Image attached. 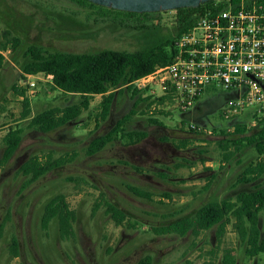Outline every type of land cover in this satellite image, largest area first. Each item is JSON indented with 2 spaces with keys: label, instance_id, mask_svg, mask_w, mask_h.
<instances>
[{
  "label": "rangeland",
  "instance_id": "374dc122",
  "mask_svg": "<svg viewBox=\"0 0 264 264\" xmlns=\"http://www.w3.org/2000/svg\"><path fill=\"white\" fill-rule=\"evenodd\" d=\"M89 13L71 0H0V42L5 29L21 40L16 52L4 54V66L0 68V158L8 130L16 126L25 130L16 156L8 165L0 164V224L6 223L0 239V264H91V255L96 256L98 264H140L148 256L152 258L151 264H222L227 248L232 250L237 264H264V254L256 259L246 256L233 225L234 218L221 239L216 227L199 236L191 232L185 236H159L152 230L193 216L210 201L235 197L241 189L254 188V183L237 185L245 167L259 159L254 147L243 148L225 162L217 143L220 136L214 135V131L205 135L189 130L192 124L207 130H227L233 126V121L222 116L224 104L209 110L199 120L192 116L186 119L178 108L159 104L152 95L153 100L140 103L128 127L156 133L134 144L127 139L118 140L95 155L87 153L91 139L106 133L129 112L133 103L130 92L124 91L113 107L112 115L118 118L113 123L102 122L99 127L96 118L101 95L92 98L89 110L78 119L51 133L29 128V119L20 120L23 97L13 87L27 90L23 66L28 60L25 53L29 46L79 53L108 48L135 51L169 37L176 24L175 10L162 11L145 31L121 28L111 21L98 24ZM225 93L212 87L200 102L215 100ZM28 97L33 115L81 101L80 95L64 94L45 81L38 82L36 94ZM150 116L163 125L149 123ZM239 120L251 123L250 112ZM183 140L190 142L187 147H181ZM49 152H53L54 158L77 155L74 161L31 184H27L28 177L17 174L21 166L11 175L1 177L13 168L16 159L25 163L33 155L45 156ZM129 186L143 189L151 197H139ZM58 194H64L77 213L74 239L61 238L57 220L47 233L41 229L45 205ZM109 202L126 212L122 225H116L106 212ZM124 233L127 245L117 251ZM14 237L19 242L21 258L11 252ZM128 249L141 252L125 259L130 254Z\"/></svg>",
  "mask_w": 264,
  "mask_h": 264
},
{
  "label": "trees",
  "instance_id": "16d2710c",
  "mask_svg": "<svg viewBox=\"0 0 264 264\" xmlns=\"http://www.w3.org/2000/svg\"><path fill=\"white\" fill-rule=\"evenodd\" d=\"M71 1L85 10L91 11L93 21L98 24L111 21L121 28L136 29L137 31L150 29L154 17L161 13L128 12L107 8L89 0ZM224 7V0H210L201 3L196 8H179L175 10L174 33L170 34L169 37L160 39L158 43L150 47L135 51L108 48L95 52L79 53L59 50L47 51L37 45L29 46L25 53V58L28 60L23 66L24 73L51 74L53 75L52 88L54 90H59L64 94L80 95L81 101L66 107H53L33 115L31 99L26 95L27 90L14 86V91L23 97V111L20 120L29 119V128L43 133H51L78 119L83 112L89 110L92 98L95 95H101L102 100L98 106L99 111L96 118V126L99 127L102 122L113 123L111 118L113 107L119 96L124 91H128L133 102L131 109L106 133L95 135L87 147V153L88 155H95L109 144L121 139H127L129 144L141 142L148 137V133L129 130L128 126L137 114L140 103L153 99L151 96L144 98L145 91L125 85L151 73L156 66L171 62L174 58V44L177 38L191 29L206 11L218 12ZM2 33L3 40L0 42V51L4 52L11 49L12 52H16L21 46L20 38L14 36L9 29L3 30ZM4 61L5 56L0 53V68L4 66ZM155 101L163 104L165 97L156 98ZM150 105L148 106L150 107ZM160 113L163 114L164 112L160 111ZM185 115L186 113H183V116ZM148 121L151 124L163 125L158 118L153 116H150ZM246 123L237 119L233 121V131L222 128H213V131L214 135L220 136L217 143L223 151L225 162L230 161L245 147L252 146L255 148L259 159L256 162H250L237 179V185L254 183V188L241 189L235 197L221 201H210L200 207L193 216L153 228L155 234L177 233L183 236L191 232L195 236H199L202 231L216 227L217 237L221 239L227 232L228 224L234 218L233 225L240 242L245 246L246 256L249 259H256L264 254V122L256 127H249L250 123L249 126ZM190 130L201 134L193 128ZM24 131L21 126L11 127L8 130L3 138L5 150L0 158L1 165H8L16 156L23 141ZM189 143L188 140H183L181 147H187ZM76 155L74 153L67 158H54L53 152H49L45 156L33 155L23 163L17 174L28 177L27 184H31L53 169L74 161ZM160 174L164 178L168 177L166 173ZM129 188L139 197H151V194L143 189L134 186H129ZM106 212L111 215L116 225H121L127 216L125 211L110 202L106 204ZM54 220L58 221L62 239L70 240L76 237L74 223L77 220V213L70 207L64 194H58L46 203L41 219L42 230L47 233ZM5 226L6 223L0 225V239L4 234ZM11 252L14 256L20 254L16 237L13 238ZM141 264H151L150 258L142 261ZM222 264H237L231 249H225Z\"/></svg>",
  "mask_w": 264,
  "mask_h": 264
},
{
  "label": "built area",
  "instance_id": "2783aa9c",
  "mask_svg": "<svg viewBox=\"0 0 264 264\" xmlns=\"http://www.w3.org/2000/svg\"><path fill=\"white\" fill-rule=\"evenodd\" d=\"M224 5L221 11H206L177 38L171 62L125 86L143 90L146 96L165 97L164 104L182 113L190 112L208 89L221 88L229 96L222 109L224 119L235 121L250 112L249 127L263 123L264 0H224ZM6 52L11 49L1 53ZM25 77L30 97L36 94L38 82L53 83L51 74ZM192 128L213 134L194 124ZM233 130L234 126L227 128Z\"/></svg>",
  "mask_w": 264,
  "mask_h": 264
},
{
  "label": "water",
  "instance_id": "95a60500",
  "mask_svg": "<svg viewBox=\"0 0 264 264\" xmlns=\"http://www.w3.org/2000/svg\"><path fill=\"white\" fill-rule=\"evenodd\" d=\"M93 3L105 6L107 8H113L116 10L128 11V12H162L172 11L179 8H196L201 3H205L210 0H89ZM233 125V124H232ZM23 161L16 166L13 170H9L1 177L9 176L12 171H16L18 167L22 166Z\"/></svg>",
  "mask_w": 264,
  "mask_h": 264
},
{
  "label": "flooded vegetation",
  "instance_id": "af4514ba",
  "mask_svg": "<svg viewBox=\"0 0 264 264\" xmlns=\"http://www.w3.org/2000/svg\"><path fill=\"white\" fill-rule=\"evenodd\" d=\"M228 100V95L225 93V94H222L219 98H217V99H215V100H211V101H209V102H205L204 104H199L198 102H197V104L194 106V108L192 109V111H191V113H190V115H189V118L192 116V118H194V119H197V120H199V119H201L203 116H205L206 114H207V112L209 111V110H213V109H215V108H217V107H219L220 105H222V104H224L226 101ZM118 118V116H114V115H112V121H115L116 119ZM147 133H148V136H150V135H152V134H155L156 132H148L147 131ZM21 163V158H18V159H16L15 160V163H14V166H13V168H11L10 170H13L16 166H18L19 164ZM113 204V203H112ZM114 205H116V204H114ZM116 206H118V205H116ZM119 207V206H118ZM120 208V207H119ZM123 210V209H122ZM124 211V210H123ZM186 217H189V216H186ZM186 217H183V218H186ZM126 218H127V216H126ZM183 218H180V219H178V220H181V219H183ZM41 219H42V217H41ZM178 220H175V221H178ZM77 221V220H76ZM75 221V222H76ZM125 221H126V219H125ZM124 221V222H125ZM175 221H173V222H175ZM123 222V223H124ZM173 222H171V223H173ZM57 223H58V221H57ZM122 223V224H123ZM121 224V225H122ZM170 224V223H169ZM1 225V224H0ZM74 225H75V223H74ZM168 225V224H167ZM118 226H120V225H118ZM161 227V226H160ZM153 228H156V227H153ZM153 228H152V230H153ZM42 229V228H41ZM58 229H59V225H58ZM154 232V231H153ZM190 232H188L186 235H188ZM154 234H155V232H154ZM155 235H157V234H155ZM167 235H179V234H177V233H171V234H167ZM159 236H162V235H159ZM179 236H182V235H179ZM183 236H185V235H183ZM126 238H127V235L124 233L123 234V236H122V246H119L118 248H117V251H120L122 248H124L127 244H125L124 243V240H126ZM17 239V238H16ZM18 241V240H17ZM18 244H19V242H18ZM128 252L130 253V254H128L126 257H125V259H130L131 258V256H133V255H137L139 252H141V250H131L130 251V249H128ZM16 258H21L22 257V254L20 253L18 256H15ZM148 258H150V260H152V258H151V256H148V257H146V259H148ZM146 259H144V260H146ZM143 260V261H144ZM90 261H91V264H98L97 263V261H96V256L95 255H91L90 256ZM142 262V261H141ZM141 262H140V264H141Z\"/></svg>",
  "mask_w": 264,
  "mask_h": 264
},
{
  "label": "crops",
  "instance_id": "0c3cea01",
  "mask_svg": "<svg viewBox=\"0 0 264 264\" xmlns=\"http://www.w3.org/2000/svg\"><path fill=\"white\" fill-rule=\"evenodd\" d=\"M227 95H228V94H227ZM228 97H229V96H228ZM209 101H211V100H208V101H206V102H209ZM198 103H199V104H204L203 102H200V99H199ZM191 111H192V110H191ZM191 111L188 112V113H186V115H185L186 118H187V117L189 118V115H190Z\"/></svg>",
  "mask_w": 264,
  "mask_h": 264
}]
</instances>
